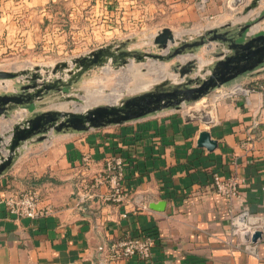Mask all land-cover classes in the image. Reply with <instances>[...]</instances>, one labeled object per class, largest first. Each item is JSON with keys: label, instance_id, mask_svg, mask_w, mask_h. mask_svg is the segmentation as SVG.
<instances>
[{"label": "crops", "instance_id": "0c3cea01", "mask_svg": "<svg viewBox=\"0 0 264 264\" xmlns=\"http://www.w3.org/2000/svg\"><path fill=\"white\" fill-rule=\"evenodd\" d=\"M62 1L74 0H0V66L8 61V47L33 34L29 20L44 19ZM81 2L83 14L97 17L99 47L120 39V18H127L130 28L141 22V30L154 37L169 28L181 41L213 29H240H224L233 25L231 0ZM260 30L252 28L246 36ZM50 96L36 102L34 111ZM203 103L206 114L190 116L183 105L121 125L49 133L43 141L24 143L0 176V264H264V241L252 244L235 232L230 211L247 209L264 220V64L193 105ZM203 131L217 141L214 151L198 146ZM84 156L91 160L89 168ZM110 157L125 166L121 203L101 199L109 192L104 184L87 188L106 175ZM216 173L238 183L239 199L231 202L216 192ZM29 189L39 190L54 212L35 220L11 216L5 197ZM160 202L163 210L152 208ZM136 236L153 239L148 260L111 257L114 245Z\"/></svg>", "mask_w": 264, "mask_h": 264}, {"label": "water", "instance_id": "95a60500", "mask_svg": "<svg viewBox=\"0 0 264 264\" xmlns=\"http://www.w3.org/2000/svg\"><path fill=\"white\" fill-rule=\"evenodd\" d=\"M261 1L252 0L245 11L256 9ZM230 26L226 25L224 29ZM249 30V25L241 27L237 32L230 30L221 32L213 29L193 41L185 40L184 42L178 40L169 28H165L155 35L153 42L160 51L172 49L168 54L137 53L120 46L109 45L75 59V68L68 70V64L61 63L52 69L51 72L57 74L60 69L66 68L70 75L66 80L57 78L53 82L45 81V77L37 69L27 78L28 83L21 86L19 92L0 95V118H10L11 113H16L18 109L34 111L32 106L42 101L51 91H64L87 71L106 61L115 62L117 66L127 63L130 59L140 62L147 59L168 61L183 55L194 54L202 47L214 50L212 54L216 58L208 77L192 76L194 64L192 60L179 70L182 82L169 84L163 81L152 91L127 98L120 104L95 106L83 111L58 109L34 111L31 117L12 124L7 131L0 133V176L13 166L21 146L30 140L43 141L49 133L86 132L91 129L121 125L161 110L195 104L207 98L214 90L255 70L264 64V32L247 37ZM25 74L26 71H0V80H12ZM73 100L81 102L78 98ZM204 120L209 122L207 119ZM198 146L214 151L217 148V141L212 139L208 131H203L199 135ZM164 205L165 202H160L152 208L163 210ZM260 237L261 234L255 232L252 235V241Z\"/></svg>", "mask_w": 264, "mask_h": 264}, {"label": "rangeland", "instance_id": "374dc122", "mask_svg": "<svg viewBox=\"0 0 264 264\" xmlns=\"http://www.w3.org/2000/svg\"><path fill=\"white\" fill-rule=\"evenodd\" d=\"M251 2L252 0L244 2L231 0L228 5L231 12L228 14L229 23L233 24L230 26L232 30L236 31L246 25H249L250 29L264 30V0L256 9L246 12ZM83 7L86 5L82 4L81 0L62 1L52 5L50 15L44 19L35 17L29 20V28H32L33 34L22 36L23 42L19 43L20 45L8 47V61L0 66V71H26V74L12 80H0V95L19 92L20 87L28 83L27 78L37 69L45 77V81L53 82L57 78L66 80L70 76L67 69L75 68V59L82 58L100 48L99 46L103 43L102 38L99 30L93 29L98 25L97 17L83 14L82 11L85 9ZM128 21L127 18L125 20L120 18V39H115L113 43L115 47L120 46L137 53L168 54L171 52L172 49L160 51L153 42L152 31L145 33L141 30V22H138L135 28H130L124 24ZM88 27L91 29L88 30ZM184 33L186 34L187 31L185 30ZM186 39L187 36H183L184 42ZM213 51L202 47L194 54L183 55L168 61L147 59L140 62L130 59L121 66H117L115 62L106 61L87 71L64 91H51L49 93L51 96L44 100L39 110L83 111L95 106L120 104L127 98L152 91L163 81L169 84L182 82L179 70L192 60L194 62L192 76L208 77L211 66L216 61ZM61 63H67L68 68L60 69L57 74H53L52 69ZM74 98H78L81 102L74 101ZM206 105L204 103L188 104L186 110L190 116L195 114V111L197 115L206 114L208 110ZM33 113L34 111L29 109H18L16 113H11L12 117L0 119V133H3L2 130L6 128L9 129L12 124L31 117Z\"/></svg>", "mask_w": 264, "mask_h": 264}, {"label": "built area", "instance_id": "2783aa9c", "mask_svg": "<svg viewBox=\"0 0 264 264\" xmlns=\"http://www.w3.org/2000/svg\"><path fill=\"white\" fill-rule=\"evenodd\" d=\"M83 163L85 168H89L91 160L84 156ZM106 175L99 174L94 178L93 184L87 185V188H97L99 185H106L109 192L101 196V199L107 203H121L125 199V166L121 158L110 157L106 161ZM212 184L216 192L233 202L240 197L238 183L232 178H225L216 173L213 175ZM80 202L84 197L79 198ZM4 202L8 213L17 218L39 219L52 214L53 209L44 205V197L37 189H29L5 197ZM231 208V223L235 232L251 238L255 232H259L261 237L251 243L256 244L264 241V220L254 216L249 210L243 209L235 213ZM154 241L149 236L129 237L121 240L112 247V258L114 260L122 258L139 257L142 260H148L152 254ZM254 245H248L247 249H253Z\"/></svg>", "mask_w": 264, "mask_h": 264}]
</instances>
